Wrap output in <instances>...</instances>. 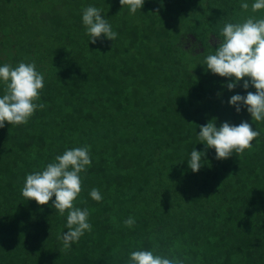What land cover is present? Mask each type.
<instances>
[{
	"label": "trees",
	"instance_id": "trees-1",
	"mask_svg": "<svg viewBox=\"0 0 264 264\" xmlns=\"http://www.w3.org/2000/svg\"><path fill=\"white\" fill-rule=\"evenodd\" d=\"M253 2L145 0L131 14L119 0H0V66L35 61L45 104L26 124L0 128V264H128L130 252L153 247L184 264H264V122L228 103L247 94L243 80L230 91L203 64L226 23L264 18ZM87 6L102 10L115 41L90 42ZM213 118L247 121L260 135L227 159L207 148L193 172L191 151L206 149L198 126ZM85 145L92 163L74 206L89 210L92 230L65 250L67 210L21 189L27 174Z\"/></svg>",
	"mask_w": 264,
	"mask_h": 264
},
{
	"label": "clouds",
	"instance_id": "clouds-1",
	"mask_svg": "<svg viewBox=\"0 0 264 264\" xmlns=\"http://www.w3.org/2000/svg\"><path fill=\"white\" fill-rule=\"evenodd\" d=\"M119 3L122 7L127 5L130 13L135 14L143 7L145 0H119ZM240 7L248 10L249 4L242 3ZM251 10H264V0H254ZM101 12L95 6H87L82 10V22L93 44L102 37L115 41L118 36ZM220 37L222 39L220 38L218 47L213 54L206 55L203 64L213 74L228 78L230 82L226 87L230 91L243 80V88L247 94L232 95L228 103L235 106L237 113L242 106L246 108L253 122H264V18L249 16L243 22L226 23ZM192 47L195 48L196 45ZM0 83L4 85V94L0 96V128L5 127V122L10 125L26 124L37 109L45 108V104L36 102L39 100L40 90L44 88V76L37 70L35 61H21L16 66L4 63L0 66ZM250 85L255 88V92L247 91ZM198 127V139L206 145V149L202 152L193 148L191 151L188 165L193 172H198L201 168L202 157L207 148L215 149L216 159H227L233 153L243 154L245 150L251 149L252 142L260 135V131L254 130L247 121H241L239 125L224 122L217 127L213 118ZM91 163L90 146L66 149L42 171L27 174L21 189L23 197L35 200L38 205H47L51 200L52 207L61 216L67 210V232L58 236L63 241L65 250L78 242L86 231L92 230V225L88 222L89 210L74 206V201L82 191L81 173L86 172ZM89 195L97 202L102 200L99 189L95 187ZM124 224L129 228L133 227L135 218L128 217ZM128 264H184V261L174 255L160 254L157 247H153L152 250L130 252Z\"/></svg>",
	"mask_w": 264,
	"mask_h": 264
},
{
	"label": "bare ground",
	"instance_id": "bare-ground-1",
	"mask_svg": "<svg viewBox=\"0 0 264 264\" xmlns=\"http://www.w3.org/2000/svg\"><path fill=\"white\" fill-rule=\"evenodd\" d=\"M179 48V47H178ZM180 50V49H179ZM174 51H176V50H174ZM171 52V51H170ZM165 53H167V52H165ZM172 53V52H171ZM170 54V53H169ZM173 56H174V54H173ZM173 56H172V59H173ZM159 58V57H158ZM171 59V58H170ZM175 59V58H174ZM182 60H185V59H182ZM171 61V60H170ZM180 61V60H179ZM174 62V61H173ZM172 62V63H173ZM182 62V61H181ZM184 62V61H183ZM159 63V62H158ZM158 67V66H157ZM159 68H160V66H159ZM151 70V69H150ZM152 71V70H151ZM155 71H156V69H155ZM146 84V83H145ZM149 90V89H148Z\"/></svg>",
	"mask_w": 264,
	"mask_h": 264
}]
</instances>
